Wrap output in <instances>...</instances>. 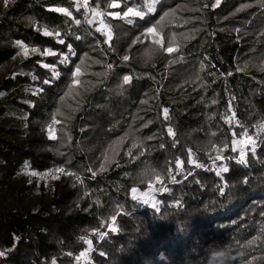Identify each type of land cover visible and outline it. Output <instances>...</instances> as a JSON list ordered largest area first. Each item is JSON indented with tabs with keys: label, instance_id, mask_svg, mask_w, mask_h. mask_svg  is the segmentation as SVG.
Segmentation results:
<instances>
[{
	"label": "trees",
	"instance_id": "16d2710c",
	"mask_svg": "<svg viewBox=\"0 0 264 264\" xmlns=\"http://www.w3.org/2000/svg\"><path fill=\"white\" fill-rule=\"evenodd\" d=\"M77 2L0 0V264H196L198 246L209 264L212 244L229 249L230 264H264V0ZM134 5L143 19L108 15ZM244 129L257 147L240 164L231 140ZM224 143L228 159L217 161L212 145ZM213 163L230 168L223 180ZM50 170L49 193L27 176ZM150 180L169 189L152 193L159 210L132 199Z\"/></svg>",
	"mask_w": 264,
	"mask_h": 264
},
{
	"label": "snow or ice",
	"instance_id": "6c2138e0",
	"mask_svg": "<svg viewBox=\"0 0 264 264\" xmlns=\"http://www.w3.org/2000/svg\"><path fill=\"white\" fill-rule=\"evenodd\" d=\"M125 2H127V0H125ZM220 2H221V0H215V3H212L211 7L212 8H216L220 4ZM3 3H4L5 6H7L8 3H9V0H3ZM82 3H83V6L87 9L88 0H82ZM80 6H81L80 5V0H78V2L76 4V7L78 8ZM110 7L114 8V9H119L121 7V0H112V2L110 4ZM51 10L56 11L58 13H63L66 16H69V17L72 15V13L69 12V10L67 8H64V7H53ZM91 11H92L94 16L98 15L96 9H92ZM151 11H153V9L151 7H149V12H151ZM108 15L113 17V18H127L129 16H132V17H137V18L143 19L144 16H145V13L143 11L139 10V8L134 5V6L125 7L122 12L121 11H110L108 13ZM132 22H133L132 20H128L129 24H131ZM74 23L79 24L80 21L77 20V21H74ZM159 23L160 22L157 21V24H159ZM102 27H105V26L102 24ZM145 33L148 35V37L150 39L154 40V42L156 44H158V45H162L163 44V38L162 37L158 38V33H157V30H156L155 27H153V26L147 27L145 29ZM42 34L46 35V36L53 35V33L49 32L46 29H42ZM55 35L59 36V33H55ZM105 36H108L107 32H105ZM107 42H108V40L106 39L105 43H107ZM59 43L60 44H64V40H62V39L59 40ZM15 44L19 45L21 47V50L23 51L25 56L29 55V51L27 49V46L24 45L20 40L15 41ZM68 48L71 50L72 45L69 44ZM163 50L166 53H173L174 52V48L173 47H166ZM37 51H38V49H36V48H32L31 49V52H37ZM155 51L156 50L152 49V48L146 49L145 50V55L150 57ZM42 54L43 55H55L53 50L50 49V48H45L44 52ZM123 59L124 60H128V57L124 56ZM67 62H68L67 61V57H65L64 54L61 53V63H65L66 64ZM41 63H42V67L44 69L55 68V65H49L48 63H43V62H41ZM111 67H112V65H108V68H111ZM79 71H80V68H79V65H77L75 70H73L71 72V76L73 77L72 84H76L77 83V80L75 78L77 77ZM52 75L54 77H56L57 76V72L53 71ZM32 79L35 80L36 77L33 76ZM123 80L125 82H128L130 80V77L125 75L123 77ZM51 82L52 81H50V80H45V83H51ZM61 99H63V97H61ZM229 111H231V104L230 103H229ZM163 113H164L165 118L167 119L168 109L164 108L163 109ZM234 122L236 124H239V121H234ZM261 130H264V129H261ZM52 131H53V129L51 127H49L48 132H49L50 135L52 134ZM167 132H168L169 136L173 135V130H172L171 127L167 128ZM247 132H248V130L244 129V131L239 134L240 135L239 139L236 138V133H233V139L231 140L232 152H237V150H238V156H233V157H231V159L234 162L238 161L240 164H244L245 161H246L245 146H250L252 150H255V148L257 147L256 139L252 135H248ZM173 146H175V145H173ZM161 147H163V145H161ZM212 147L214 149H216L215 160H217V161H225L226 159H228V157H225V156L221 155V152L224 149H227L229 147V145L227 143L223 144V148H217V146L215 144H213ZM194 163H195V161L193 160L192 154H191V152H189L188 164L191 165V164H194ZM175 164H176V171L177 172L182 171L181 160L179 158L176 159ZM196 166H197V168L202 167V165H199V164H197ZM213 167L215 169V175L217 177H220L221 180H223V177L221 176V174L222 173L226 174V173H228L230 171V168L228 166H226L225 163H220L218 167L215 165V163H213ZM56 171L60 172V171H63V169L62 168H58V169H56ZM33 174L36 175V173H33ZM143 175H144L145 178H149V177H152L153 175H155L156 181H160L162 179V177L160 175L156 174L155 169H148V170H146L144 172ZM169 176L171 178V170H169ZM246 179H247V177H245V180ZM152 183L153 182L150 180L148 190L146 192H144V193H141V195L139 197H137L136 195H133L132 199L134 201L139 199L140 202H142V203H144L146 205L151 204V206L153 208L159 210L157 208V205L159 204V200H157L156 197L152 195V193L153 192L164 193V192H168L169 189L167 187H164V186L153 188L152 187ZM131 191H132V193H137L138 189L137 188H132ZM218 191L221 194H223L225 192V187H223V186L219 187ZM177 203H179V201H177ZM253 240H255V237L253 238ZM249 243H252V241H249ZM5 255H6V253L4 251H0V257L5 256ZM83 255H84V253H81V256H83ZM205 257H206V247L204 249L200 250V248L198 246L196 264H204Z\"/></svg>",
	"mask_w": 264,
	"mask_h": 264
},
{
	"label": "rangeland",
	"instance_id": "374dc122",
	"mask_svg": "<svg viewBox=\"0 0 264 264\" xmlns=\"http://www.w3.org/2000/svg\"><path fill=\"white\" fill-rule=\"evenodd\" d=\"M78 1V0H76ZM80 2H82V0H80ZM36 173L37 175V179L39 182H41L44 185V189L47 193H49V191L51 190V186L52 183L54 181V177H55V173L54 171L50 170L47 172H42V171H30L29 174L27 176H31V174ZM16 177L13 178L12 180V184L15 185L16 184ZM34 186V190L32 192H30L25 198H24V202L28 205V206H34L35 203L38 201V196H37V189L38 186L37 185H33Z\"/></svg>",
	"mask_w": 264,
	"mask_h": 264
},
{
	"label": "clouds",
	"instance_id": "9594fccd",
	"mask_svg": "<svg viewBox=\"0 0 264 264\" xmlns=\"http://www.w3.org/2000/svg\"><path fill=\"white\" fill-rule=\"evenodd\" d=\"M209 264H230L233 257L225 245L212 244L209 246Z\"/></svg>",
	"mask_w": 264,
	"mask_h": 264
}]
</instances>
